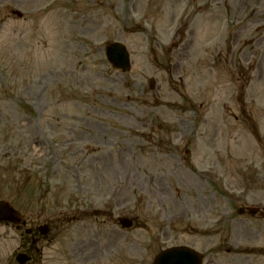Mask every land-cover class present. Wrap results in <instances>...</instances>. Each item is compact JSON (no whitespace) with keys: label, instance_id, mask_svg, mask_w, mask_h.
I'll return each instance as SVG.
<instances>
[{"label":"rangeland","instance_id":"obj_1","mask_svg":"<svg viewBox=\"0 0 264 264\" xmlns=\"http://www.w3.org/2000/svg\"><path fill=\"white\" fill-rule=\"evenodd\" d=\"M0 200V264L43 224L34 264H264V0H0Z\"/></svg>","mask_w":264,"mask_h":264},{"label":"water","instance_id":"obj_2","mask_svg":"<svg viewBox=\"0 0 264 264\" xmlns=\"http://www.w3.org/2000/svg\"><path fill=\"white\" fill-rule=\"evenodd\" d=\"M20 16V15H18ZM106 58L114 68L123 71L128 70V57L126 50L119 44H110L106 47ZM20 218L7 204L0 202V222H11L18 224ZM124 227H129L130 223L121 221ZM200 257L194 252L184 249H171L162 253L155 264H200Z\"/></svg>","mask_w":264,"mask_h":264},{"label":"flooded vegetation","instance_id":"obj_3","mask_svg":"<svg viewBox=\"0 0 264 264\" xmlns=\"http://www.w3.org/2000/svg\"><path fill=\"white\" fill-rule=\"evenodd\" d=\"M153 128V126H149V127H147V129H152ZM157 139V141H158V143L159 144H162L163 143V140H162V138H161V136H159V135H155V140ZM149 140L151 141V142H154V131H153V129L149 132Z\"/></svg>","mask_w":264,"mask_h":264}]
</instances>
